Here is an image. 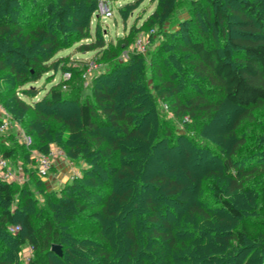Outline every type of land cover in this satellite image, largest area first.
<instances>
[{
  "label": "trees",
  "instance_id": "1",
  "mask_svg": "<svg viewBox=\"0 0 264 264\" xmlns=\"http://www.w3.org/2000/svg\"><path fill=\"white\" fill-rule=\"evenodd\" d=\"M233 1L205 0L207 8L200 7L202 0L192 2L195 16L205 13L207 20L224 31L228 39L226 48L211 47L204 40L195 41L190 34L191 21L184 22L182 28L187 39V45L182 49L190 56H181L170 42L157 47L148 62L149 51L146 54L129 52V59L123 61L121 53L128 50L135 39L131 43L125 40L108 44L105 38L97 36L94 43L78 48L97 50L101 55L94 61L100 67L84 78L89 62L80 70L73 69L62 66L65 58H56V54L89 37L91 20L98 13L100 0H0V75L7 72L14 77L16 94L20 92L18 86L34 83L44 74L61 68L62 74L70 72L71 77L53 85L42 101L36 103L52 107L66 101L65 92L72 89L74 83L92 81L90 96L83 100L78 89L79 96L73 98L80 100L78 119H72V122H78L84 134L78 144L61 148L71 161L83 159L87 164L81 175L74 177L60 192L59 199L46 193V207L40 208L35 216L32 214L35 210L29 208L33 202L29 182L33 180V184H39L41 178L36 166H31L35 162L32 151L47 154L50 147L45 142L36 147L35 140L27 147L19 142L14 132L0 134L8 136L9 140L0 142V155L15 167L23 164L24 172L28 173L24 183L0 178V264H61L71 258H78L79 264L89 260L94 264H233L231 261L264 264L263 227L245 217L231 201L234 193L248 185H257L255 177L264 168V151L255 164L242 166L244 157L237 159L236 155L248 141L233 133L238 141L230 155L220 158L221 170L214 171L210 167L205 178L197 176L193 179L191 169L201 158L192 156L187 148L193 145L197 152L203 150L218 158L214 151L217 145L198 146L190 140L178 147L182 137L174 133L163 115L165 109L174 113L177 119L188 117L197 121L210 119L221 111V102L210 101L205 91L197 93L188 102L179 97L178 87L171 79H178L182 75L180 72H187L188 64L201 78L219 88L224 102L245 109L233 131L249 119L256 107L264 106V40L253 37L256 28L248 27L247 20L241 23L246 27L244 34L229 35L231 16L237 12L228 7ZM174 3L175 0H168L166 8L171 10ZM15 4L24 12L13 8ZM259 4L244 2L242 9L254 13L263 26ZM77 10L83 12L82 18L78 17L80 21L75 19L71 24L66 23L68 14ZM54 15L57 32L52 29ZM157 26L161 28L163 22ZM248 32L251 35L246 34ZM236 51L242 53L241 58H234ZM16 56L24 72H18L14 63L8 64ZM167 70L170 72L168 80L164 77ZM123 72H126L125 76H122ZM184 78L187 79L186 73ZM106 80L114 83L109 85L104 82ZM167 89H172V94ZM202 89L206 90V87L202 86ZM22 92L36 91L31 86L24 87ZM15 99L22 109L31 107L18 96ZM3 118L0 114V123ZM26 133L34 136L29 131ZM261 143L264 145V136ZM161 146L172 157L169 162L163 157L158 168L153 164L159 159ZM176 148L180 150L178 153L184 152L183 157L174 154ZM178 158L181 169L175 167ZM109 176L116 182L109 184L106 181ZM221 180H227V185ZM17 193L22 203L27 204L21 208V203L20 210L14 214L7 205L15 200ZM94 199L99 201L95 204ZM176 208L180 214L181 211L185 213L180 221L172 224L168 219L169 215L178 219ZM19 211L21 219L16 222L15 215ZM221 214L229 221H238V226L228 228L223 225L225 221L219 220ZM82 217L97 228L78 237L80 232L76 229ZM12 226L19 228L14 238L8 230ZM71 230L77 232L78 238L72 237ZM10 239H16L15 244H11ZM73 239L88 246L83 248L76 242V247L69 249ZM27 244L32 245L33 255L24 263L17 255ZM53 244L63 245L62 256L54 254ZM238 247L243 253L240 260L237 259L240 255Z\"/></svg>",
  "mask_w": 264,
  "mask_h": 264
},
{
  "label": "rangeland",
  "instance_id": "2",
  "mask_svg": "<svg viewBox=\"0 0 264 264\" xmlns=\"http://www.w3.org/2000/svg\"><path fill=\"white\" fill-rule=\"evenodd\" d=\"M167 1L168 0H100V2H105L110 5L113 16L109 18H103L96 12L91 20L89 37L78 41L75 40L76 42L73 46L65 48L61 52L57 53L56 58L64 57L65 59L62 61V66H68L73 69L80 70V68L84 66V63L89 62L90 64L93 63L97 58H100L99 56L101 55L98 54L97 50L86 51L84 48L80 50L78 49L81 47V45L90 44L91 42L94 43L97 36L105 38L106 43L108 44H118L119 42H123L125 40L131 43L134 41V39L135 41L133 44H135L140 36L148 37L149 34L151 37L149 39L150 43L147 46V52L149 51L150 53L146 57L147 62L149 61L150 56L155 49L158 50V48L163 44L170 42L176 51L181 53V56H190L189 53L185 51V49H182L187 45V39H185V33L183 31L184 29H182L183 23L187 21H191L190 25L192 28L190 29V34L195 41L204 40L209 46H219L221 49H224L228 46V39L225 37L223 33L224 31L216 28L215 24L212 23L210 19L207 20V15H205V13L202 16H195L192 10L193 0H175L171 10L166 8ZM244 2L260 3L258 6V13H260L259 16L262 17L264 21V0H235L233 3L228 4V7L231 10L237 11L236 14L231 16L229 35L237 37L241 36V34H244L246 27L245 25L242 26L241 23L243 20H247L246 24L248 27L254 26L256 28V31H253L254 33H252L253 37L264 40V24L263 26L261 25L262 23L258 21L254 13L244 11L242 9ZM58 4H56V7H58ZM200 4V7L207 8V3L205 0H202ZM12 7L21 10L17 4L12 5ZM78 10L77 12H70L68 14V20L66 23L71 24V22L75 19L80 21L78 17H81L83 12H78ZM21 12H24V10H21ZM170 13L171 15L169 16ZM85 14L86 11H84V16ZM55 19L56 15L51 18V23L54 24L52 29L57 32L58 26H56ZM161 22H163V26L160 28L157 25ZM246 34L251 35L250 32ZM71 38L73 39L74 37ZM132 52H134V50L130 51V53ZM124 54L125 51L121 53V58L123 61H127L129 56H123ZM241 57V52H234V58L237 59ZM10 63H14L16 65L18 72L25 71L21 61L17 56L8 62V64ZM187 67V72H185L187 79L184 78L185 73L183 72H180L182 75L178 79H171L178 87L179 97H181L183 101L188 102V100L193 98L197 93L205 91L210 101L221 102L222 106L221 111L217 114H214L212 118L199 119L197 121L188 117L183 120L177 119L174 116V113L167 112L165 109L163 110V115L170 122L174 133L182 137L179 138L178 147L188 144L190 140L198 146H202L205 143L210 145L213 143L217 145L214 151H216L217 156H219L218 158H214L209 154H205L203 150L197 152L195 146L188 145V147H190L187 149L190 150V154L192 156H199L201 158L200 162L191 169L194 175L193 179L197 176L205 178L210 172V167H212L211 169L214 171L221 170V159L230 155L231 150L238 141V137H235L234 135L232 136L233 133L243 136V139L248 141V143L241 148V153L236 155L237 159L244 157V159H241L242 166L244 167H248L249 163L255 164L259 157L263 155L264 151V145L261 143L264 136V106L258 108L256 107L251 112L249 119H246L243 122V125L238 128V130L233 131L234 125L240 116L245 113V109L237 108L224 102L223 96L220 93L218 87L209 84L207 81L201 78V76H199V74L192 69L194 68L193 66L188 64ZM61 71V68L60 70H53L50 73L44 74L41 79L34 83L18 86V90L20 92L17 94L15 90L17 89V85L15 84V80L12 79L14 77H12V75L7 72L1 73L0 106L5 111L4 115L9 120V128L5 132L6 134L10 132L17 134L19 131H24L26 133V131H29L34 135V138L32 136L31 138L33 141L35 140L36 147L41 146L40 144L45 142L50 147V149L51 147H56L59 149L63 147L65 149L71 148L73 145L80 142V137L84 133L81 131L78 122H72V119H78V102L80 99L77 100L73 98H77L79 96L77 92L78 89H80V95L83 100L85 97L91 95L92 81L90 79L79 81L77 84L74 83L72 85V89L69 88L68 91L65 92L67 94V99L62 104L52 107H48L45 103L36 104L37 102L42 101L43 97L53 85L57 84L63 79V74ZM169 73L170 72H168V70L164 73V75H166L164 76L166 80H168ZM125 74L126 72H123L122 76H125ZM104 82H108L107 84L109 85L114 83L113 81L107 80ZM31 86L36 92L29 94H24L22 92L24 87L30 88ZM202 86L206 87V90H203ZM171 90L172 89H167V92L172 94ZM12 91L14 92L15 96L13 95ZM16 96H18L25 104L31 107L28 110L22 109L16 103ZM202 122H207V124L204 125ZM0 142H9L8 136H0ZM19 142L21 143L20 140ZM166 151L167 150L164 146L160 147V154L158 156L159 159H157L153 164L154 167H158V164H161L163 157L164 160L167 158L166 162H169L168 159L172 157V155L168 154ZM179 151L180 150L176 148L174 154L183 157L184 152L178 153ZM0 157L2 156L0 155ZM60 158H63L65 160V164H67L69 167L67 171L65 170L63 172L62 168L56 167V162H58L57 159L54 164L56 166L53 167L54 172L53 174L51 173L52 175L45 179H41L39 184H33V180L29 182L33 197V202L30 204L29 208L33 211L35 210L34 213L32 212L33 216H35L37 212L41 211L40 208L46 207V193H49L51 196L57 197L59 199L61 197L60 192L64 190L66 185L71 182L74 177L81 175V172L87 164L83 159H75L73 162L68 158V156L65 158ZM175 163V167H177V169L182 168L179 158L176 159ZM262 163H264V160ZM10 164L11 167L15 169V166L12 163ZM31 166L35 167L36 161ZM71 170L74 173H70ZM69 173L72 176L67 178V175H70ZM25 174L28 176V173L25 172ZM107 178L109 180L111 179V182H109L108 179L106 180L109 184L116 182L115 178H110V176ZM255 180L257 185H248L243 190L234 193L231 196V201L236 204L245 217H250L253 220L259 222L260 226H262L264 230V168L261 170L260 174L255 177ZM226 181L227 180H221V183L227 185ZM155 196L157 199L159 198L158 194ZM96 200H93L95 204L99 201ZM158 200L161 201L160 199ZM21 203L22 200L20 198V194L17 193L15 200L8 204L7 207L11 209L14 214H16L18 213V210H20ZM160 203L165 205L163 201ZM23 204L26 205L27 203H22L21 208L22 206L25 207ZM178 210L179 209H177V214L179 216L178 219L172 215H169L168 220L172 224H175V222H177L176 220L180 221V219L183 218L181 215L184 214L185 211H181L180 214ZM142 211L145 210L142 208ZM21 215V212L18 215H15L16 222L21 219ZM166 217L167 216L164 215V219H166ZM219 220L225 221L223 225H228V228H235L238 226V221H236V223L229 221L223 214L220 215ZM78 224V228L76 229L77 232H80L78 237H80V235L84 236L85 234H89L91 233V230H96L97 228L96 224H93V222H88L85 217H82L78 221ZM16 228L17 227L15 226L8 228L13 238L14 234L17 232ZM77 232L72 231V237L76 238ZM73 240L70 241L68 245L69 249L76 247V242H78V239ZM10 241L11 244H15L16 239H10ZM79 244L83 246V248L84 246H88L85 243L84 245L82 243ZM248 246L251 248L252 244L250 243ZM61 248L63 254V245H61ZM239 249L240 248L238 247L237 250ZM148 250L152 251L151 247L148 246ZM241 252L242 251L240 249V255H238L237 258L239 260L241 258L243 259V253ZM32 255V245L27 244L20 248V253L17 255V257L21 262L27 263ZM234 258H236V255ZM79 262L81 261L78 260V258H71L70 260L66 259L65 263L62 262L61 264H79ZM231 262L235 264L233 261ZM94 263V261L89 260L84 264Z\"/></svg>",
  "mask_w": 264,
  "mask_h": 264
},
{
  "label": "built area",
  "instance_id": "3",
  "mask_svg": "<svg viewBox=\"0 0 264 264\" xmlns=\"http://www.w3.org/2000/svg\"><path fill=\"white\" fill-rule=\"evenodd\" d=\"M98 14L101 15L103 18H109L112 17V9L110 5H108L105 2H100L98 6ZM150 34L148 37L140 36L137 39V42L135 44H132L128 50L125 51V54L123 56L128 57L129 52L134 50L138 53L145 54L147 52V46L150 43ZM100 66L96 64L95 62L89 64V68L84 74V78L88 77L89 73H92L94 70L98 69ZM71 77L70 72H65L63 74V79H69ZM0 114H5V111L0 106ZM9 128V120L4 115V118L2 122L0 123V134L5 133ZM17 136L21 143L25 144L27 147L31 146L33 144V140L31 136H29L24 131H19L17 133ZM32 157L36 161V170L37 175L41 179H45L50 176L52 169L54 167V164L56 160L60 157H66L63 150L51 147L50 151L47 154L40 153L37 151H32ZM0 178L2 180H6L9 182L17 181V182H24L26 179H28V176L24 172V168L22 164H19L18 166L14 168L11 167L10 161L0 157ZM19 229L18 227L16 230Z\"/></svg>",
  "mask_w": 264,
  "mask_h": 264
},
{
  "label": "crops",
  "instance_id": "4",
  "mask_svg": "<svg viewBox=\"0 0 264 264\" xmlns=\"http://www.w3.org/2000/svg\"><path fill=\"white\" fill-rule=\"evenodd\" d=\"M58 162H56L57 163V166L56 165H54V166H56V167H58V168H62V171L64 172L65 170L67 171V169H69V167L67 166V164H65V160L63 159V158H58V160H57ZM53 172H54V169H53V171H52V174H53ZM70 173H74L72 170L70 171ZM69 173V174H70ZM51 174V175H52ZM67 174H68V172H67ZM72 175L70 174V175H67V178H69V177H71Z\"/></svg>",
  "mask_w": 264,
  "mask_h": 264
},
{
  "label": "water",
  "instance_id": "5",
  "mask_svg": "<svg viewBox=\"0 0 264 264\" xmlns=\"http://www.w3.org/2000/svg\"><path fill=\"white\" fill-rule=\"evenodd\" d=\"M51 250L56 253L59 256H62V248L61 245L58 244H53L51 247Z\"/></svg>",
  "mask_w": 264,
  "mask_h": 264
}]
</instances>
